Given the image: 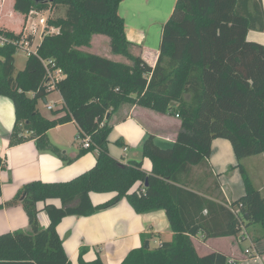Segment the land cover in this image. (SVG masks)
I'll use <instances>...</instances> for the list:
<instances>
[{
  "label": "trees",
  "instance_id": "trees-1",
  "mask_svg": "<svg viewBox=\"0 0 264 264\" xmlns=\"http://www.w3.org/2000/svg\"><path fill=\"white\" fill-rule=\"evenodd\" d=\"M14 2L15 11L23 16L32 9L50 12L64 8L65 13L49 20L60 34L46 36L38 56L29 57L23 70H16L17 48L0 47V97L12 100L15 110L10 146L35 140L40 149L60 153L47 133L74 122L77 138H90V147L82 148L79 156L95 153L96 164L71 181H34L18 190L6 206H23L30 230L0 235V264H72L58 225L68 216H90L122 199L138 214L164 211L173 237L147 248L153 236L143 235L144 245L129 252L121 264H228V257L219 252L200 256L192 238L200 232L210 237L236 236L252 225L264 230V196L252 185L242 163L264 154V46L247 39L251 30L264 32L261 0H177L162 29L155 67L130 51L134 44L126 36L125 20L119 13L123 0ZM2 31L9 38H20ZM99 35L109 38L114 55L133 64L82 49L90 48ZM49 59L65 75L55 90L63 106L54 115L63 116L51 120L38 108L52 93L45 87L47 72L42 62ZM123 105L140 106L181 121L172 148H160L153 135L144 141L142 156L152 162L151 172L143 169L142 161L123 164L110 154V121ZM215 139L231 143L245 185V195L230 204L208 164ZM5 167L0 158V172ZM91 193L116 195L94 206ZM207 193L219 202L201 195ZM49 200H60L62 206L47 204ZM42 202L50 219L47 228L41 227L38 218ZM205 210L216 218L222 215L223 225L204 222ZM193 212L199 214L196 221L190 220ZM213 222L215 231L210 226ZM85 251L81 249L78 264H105L100 257L84 261Z\"/></svg>",
  "mask_w": 264,
  "mask_h": 264
},
{
  "label": "crops",
  "instance_id": "crops-1",
  "mask_svg": "<svg viewBox=\"0 0 264 264\" xmlns=\"http://www.w3.org/2000/svg\"><path fill=\"white\" fill-rule=\"evenodd\" d=\"M14 4V0H0V30L6 29L18 34L22 30L24 16L15 11ZM261 5L264 11V0H261ZM16 17H22L20 29H16L13 25ZM125 32L128 38L127 27ZM104 37L102 35L95 36L92 44L95 41L97 43L102 41L105 43V48L109 47V38ZM247 39L250 42L264 46V32L251 30ZM128 40L137 45L139 51L137 55L139 57L151 67L156 66L160 46L157 50H152L144 44H136L132 40ZM91 47L87 49H91ZM90 53L120 62L117 60L119 57L109 49L106 50L108 56L92 51ZM27 60L23 69L26 67ZM56 93L60 95L58 91H53L43 100L47 110V103L56 105L48 99ZM30 96L33 95L30 94ZM0 106H4V109H0V158L6 164V167L0 172L2 188L0 196V235H2L19 230H30L28 217L23 206H6L24 184L34 181L44 183L71 181L95 166L96 155L95 153H87L79 156L83 146L77 135L75 137L77 140L74 142L71 141L68 144L56 143L48 138L50 131L47 133V138L60 149V153L54 154L50 150L40 149L35 140L11 147L10 136L13 132L14 121H11V110L6 102L0 100ZM38 108L41 112L39 105ZM55 110L48 111L54 114ZM61 116H63V113L57 115V117ZM57 117L54 115L47 119L51 120ZM69 124H73L77 128V125L71 122L60 125L56 129L64 128ZM110 124L113 128L109 136L110 154L123 164L142 161L143 169L147 172L152 171V162L148 158H143L140 153L147 137L153 135L156 145L162 149H170L174 146L181 127V121L177 117L163 115L150 109L132 105H123L112 116ZM132 148L134 149L133 152H131ZM64 159L70 160V163L66 164ZM238 163L233 147L228 140H213L212 155L208 164L212 173L218 177V183L227 204L236 202L245 195V185L241 172L237 167ZM242 163L249 174L252 185L263 195L264 154L246 158ZM137 187L138 185L133 190H136ZM115 195V193H91L90 199L94 206H99L112 200ZM201 195L219 202L210 193ZM46 203L58 208L62 206L60 200H49ZM45 205L43 202L38 204L40 210L38 218L43 228L50 225V219L44 211ZM207 212L205 210L202 215L207 218L204 219V222L216 221L219 226L223 225L222 215L219 216V219L214 214L208 215ZM191 215L190 220L192 221L199 218L198 212H193ZM212 224L210 225L211 230L215 231L214 222ZM57 232L72 264L79 263L82 248L86 249L83 255L86 262H92L100 257L105 264H121L129 252L144 245L143 235L150 234L153 236L149 242L150 247L153 243L159 246L160 243L167 242L162 238L163 234L168 238L173 237V231L164 211L138 214L126 199H122L115 205L99 210L90 216H68L58 225ZM245 232L247 237H243ZM192 240L200 256L219 252L227 256L228 260L234 259L236 264H264V230L259 225L249 226L239 235L229 237H210V234L200 232ZM247 250H250L251 254H247Z\"/></svg>",
  "mask_w": 264,
  "mask_h": 264
},
{
  "label": "rangeland",
  "instance_id": "rangeland-1",
  "mask_svg": "<svg viewBox=\"0 0 264 264\" xmlns=\"http://www.w3.org/2000/svg\"><path fill=\"white\" fill-rule=\"evenodd\" d=\"M176 1L177 0H123V2L120 4L119 13L125 20V30L127 27L128 39L132 40L136 44H144L152 50H157L160 46L163 26L168 22L172 14V11L175 7ZM64 13H65L64 8H61L59 11H55V10L50 11V13L48 14L49 15L48 20L56 19L57 17L63 16ZM24 21H25V16H24ZM13 22H14L13 23L14 27L16 29H20L22 17L21 18L16 17L15 21ZM82 49L87 52L92 51L94 53L102 54L104 56L105 55L108 56L106 50L109 49L110 51L109 47L105 48V43H103L102 41H99V43L95 41L92 44L91 49H87V48H82ZM130 51L134 56H138L137 54L139 51L137 45L135 44L132 45L130 47ZM116 56L119 57V59L117 60L122 63L124 62L125 64L128 65L133 64L132 61L126 57L119 55ZM26 60H27V55L23 51H17L16 54L17 72L23 69ZM48 99L56 104L53 105L56 110L62 107V99L58 93L53 94ZM0 100L6 102L7 106H9L11 110V121L12 122L14 121L13 123H15L14 104L12 100L5 97L0 98ZM39 107L41 108V112L43 116H45L46 118L54 116L53 112H50L45 108L46 104L44 103L43 100L39 102ZM0 109H4V106H0ZM112 131L113 128L111 130V133ZM77 133L78 132L76 126L73 124H69L66 125V127L64 128H60V129L54 128L50 130L48 138L52 142L68 144L71 141L74 142L77 140L75 138ZM133 151L134 149L132 148L131 152ZM140 153L142 156V149H140ZM162 238L165 241L166 240L170 241L172 239V238H168V236L165 237L164 234ZM157 246L158 244L156 245V243H153L151 248H156Z\"/></svg>",
  "mask_w": 264,
  "mask_h": 264
},
{
  "label": "built area",
  "instance_id": "built-area-1",
  "mask_svg": "<svg viewBox=\"0 0 264 264\" xmlns=\"http://www.w3.org/2000/svg\"><path fill=\"white\" fill-rule=\"evenodd\" d=\"M49 11H38L32 9L28 15L25 16L23 23V30L19 39L9 38L5 32L0 30V47L13 45L17 51H23L27 57L38 56V47L41 45L43 39L49 35H59L60 29L49 24ZM46 69L47 75L45 79V87L48 92L56 90L57 83L65 78L61 68L57 67L55 60H42ZM48 110H54V106L47 103ZM83 148L90 147V138L82 140ZM251 254L250 250L246 251ZM228 264H236L234 259L228 260Z\"/></svg>",
  "mask_w": 264,
  "mask_h": 264
},
{
  "label": "water",
  "instance_id": "water-1",
  "mask_svg": "<svg viewBox=\"0 0 264 264\" xmlns=\"http://www.w3.org/2000/svg\"><path fill=\"white\" fill-rule=\"evenodd\" d=\"M110 117V114L108 115V118ZM150 246L149 242H147L146 247L148 248Z\"/></svg>",
  "mask_w": 264,
  "mask_h": 264
}]
</instances>
